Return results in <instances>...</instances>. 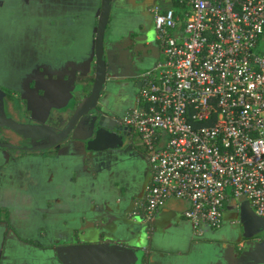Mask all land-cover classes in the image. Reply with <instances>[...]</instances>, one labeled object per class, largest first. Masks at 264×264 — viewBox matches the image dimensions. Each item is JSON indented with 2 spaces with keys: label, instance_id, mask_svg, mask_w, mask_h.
Returning <instances> with one entry per match:
<instances>
[{
  "label": "crops",
  "instance_id": "obj_1",
  "mask_svg": "<svg viewBox=\"0 0 264 264\" xmlns=\"http://www.w3.org/2000/svg\"><path fill=\"white\" fill-rule=\"evenodd\" d=\"M112 0L99 106L122 118L160 51L148 8ZM101 0H0V87L36 118L68 112L90 90ZM170 5V6H168ZM69 113V115H70ZM48 117V118H47ZM122 146L89 152L81 132L57 150L0 158V264H264V218L229 196L224 225L195 232L189 203L169 198L150 228L128 215L150 183L133 128Z\"/></svg>",
  "mask_w": 264,
  "mask_h": 264
},
{
  "label": "built area",
  "instance_id": "obj_2",
  "mask_svg": "<svg viewBox=\"0 0 264 264\" xmlns=\"http://www.w3.org/2000/svg\"><path fill=\"white\" fill-rule=\"evenodd\" d=\"M153 5L160 56L141 76L133 128L150 166L128 215L150 233L169 198L189 203L197 233L224 225L229 196L264 218V0H177Z\"/></svg>",
  "mask_w": 264,
  "mask_h": 264
},
{
  "label": "water",
  "instance_id": "obj_3",
  "mask_svg": "<svg viewBox=\"0 0 264 264\" xmlns=\"http://www.w3.org/2000/svg\"><path fill=\"white\" fill-rule=\"evenodd\" d=\"M111 1L101 0L100 12L97 17L92 86L87 94L76 102L69 117L62 122L60 129L57 130L51 126L46 118L38 120L30 117L28 118L29 122L19 123L4 113L0 114V128L13 131L29 143V146L22 148L21 151L29 153L57 150L71 136L73 139L75 132L78 131L81 132L85 149L89 152L118 148L129 136L131 129L121 124L117 116L104 112L99 106L101 93L107 81L104 38L112 15ZM0 148H9V145L0 143Z\"/></svg>",
  "mask_w": 264,
  "mask_h": 264
},
{
  "label": "rangeland",
  "instance_id": "obj_4",
  "mask_svg": "<svg viewBox=\"0 0 264 264\" xmlns=\"http://www.w3.org/2000/svg\"><path fill=\"white\" fill-rule=\"evenodd\" d=\"M166 1H170V0H166ZM170 6V5H168ZM171 8L178 12L179 11V7L177 6V1H176V5L171 6ZM13 92L7 91L6 94H12ZM9 110L10 111V115L15 119V120H23L24 122H29L28 119V114H27V110L26 108H19L16 104V102H10L9 103ZM64 112L60 111V110H53L49 116V120L47 119L48 123L53 126L55 129H60V126H62V122H64L68 117H69V113L70 110L68 112H65V114H63ZM48 118V117H47ZM13 119V120H14ZM77 134V133H75ZM72 137V136H71ZM70 137V138H71ZM4 142V144H9V145H13L15 147H21V146H25V143L15 137L13 134L11 133H7L4 135V138L2 140ZM3 152H7L9 153L13 158H15L17 155H20L19 151H16L14 149H11L10 151H3Z\"/></svg>",
  "mask_w": 264,
  "mask_h": 264
},
{
  "label": "flooded vegetation",
  "instance_id": "obj_5",
  "mask_svg": "<svg viewBox=\"0 0 264 264\" xmlns=\"http://www.w3.org/2000/svg\"><path fill=\"white\" fill-rule=\"evenodd\" d=\"M154 4H152L149 8H148V12H149V14L151 15V17H152V20H153V15H152V13H151V7L153 6ZM111 18H112V15H111ZM113 19V18H112ZM110 22V21H109ZM140 79H141V76H140V78H139V80L137 81L138 82V88H139V86H140V84H141V81H140ZM8 90H6L5 88H3V87H0V114L1 113H4L7 117H9V118H11L12 120L14 119L11 115H10V111L11 110H9V108L8 107H10L9 106V103L10 102H16V104H17V106L19 107V108H22L21 107V104H20V101L18 100V98H15V96H14V94L12 93V94H6V92H7ZM10 92H12V91H10ZM137 92H138V90H137ZM137 95V94H136ZM131 109V108H130ZM128 111V110H127ZM126 111V112H127ZM28 114V113H27ZM30 117H34L35 119H41V118H36V116H34V114H28V118H30ZM43 119V118H42ZM121 118H119V120H120ZM14 121H16V122H19V123H27V122H24L23 120H21V119H19V120H15L14 119ZM31 122V121H30ZM33 123V122H32ZM128 128V127H127ZM7 133H11V134H13L15 137H17V138H19V139H21L24 143H25V146H21V147H15V146H13V145H9V144H4V142L2 141L3 140V138H4V135L5 134H7ZM0 143L1 144H4V145H9V148H0V158H1V166H5V163L8 161V160H12L13 159V157L9 154V153H7V152H3V151H10L11 150V148L10 147H13L14 148V150H16V151H19V153H20V155H22V154H24V153H26V152H23V151H21V149L22 148H25V147H27V146H29V143L26 141V140H24L21 136H19V135H17L16 133H14L13 131H11V130H9V129H7V128H0ZM20 155H17V156H20ZM16 156V157H17Z\"/></svg>",
  "mask_w": 264,
  "mask_h": 264
},
{
  "label": "trees",
  "instance_id": "obj_6",
  "mask_svg": "<svg viewBox=\"0 0 264 264\" xmlns=\"http://www.w3.org/2000/svg\"><path fill=\"white\" fill-rule=\"evenodd\" d=\"M154 5H159V4H154ZM154 34H155V32H154Z\"/></svg>",
  "mask_w": 264,
  "mask_h": 264
}]
</instances>
